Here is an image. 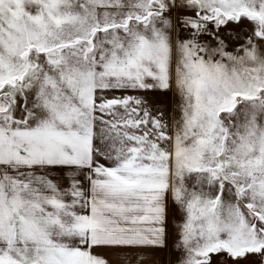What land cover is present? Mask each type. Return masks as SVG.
<instances>
[{"label": "snow or ice", "instance_id": "obj_1", "mask_svg": "<svg viewBox=\"0 0 264 264\" xmlns=\"http://www.w3.org/2000/svg\"><path fill=\"white\" fill-rule=\"evenodd\" d=\"M0 264H264V0H0Z\"/></svg>", "mask_w": 264, "mask_h": 264}, {"label": "crops", "instance_id": "obj_2", "mask_svg": "<svg viewBox=\"0 0 264 264\" xmlns=\"http://www.w3.org/2000/svg\"><path fill=\"white\" fill-rule=\"evenodd\" d=\"M165 258L167 259V254H165Z\"/></svg>", "mask_w": 264, "mask_h": 264}]
</instances>
